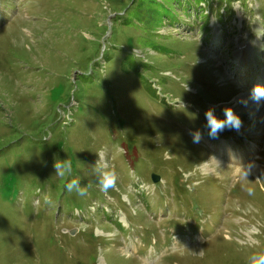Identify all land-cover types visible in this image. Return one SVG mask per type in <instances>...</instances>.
I'll return each instance as SVG.
<instances>
[{"label": "rangeland", "instance_id": "rangeland-1", "mask_svg": "<svg viewBox=\"0 0 264 264\" xmlns=\"http://www.w3.org/2000/svg\"><path fill=\"white\" fill-rule=\"evenodd\" d=\"M254 86L264 0L187 14L160 0H0V264H249L264 252V100L237 98ZM225 109L241 128L210 139L205 114ZM98 167L115 188L100 190Z\"/></svg>", "mask_w": 264, "mask_h": 264}, {"label": "clouds", "instance_id": "clouds-1", "mask_svg": "<svg viewBox=\"0 0 264 264\" xmlns=\"http://www.w3.org/2000/svg\"><path fill=\"white\" fill-rule=\"evenodd\" d=\"M250 97L256 103L264 100V86H254L250 91ZM205 116L206 126L208 128V136L210 139H217L219 133L223 132L225 129L239 131L242 125L241 119L231 109L224 110L223 119H218L211 110L207 111ZM192 140L193 143H199L201 140L200 133H193ZM54 169L55 174L60 177L71 175L72 162L67 159H57L54 163ZM96 171V183L98 184L101 191L107 192L110 188H115L117 176L114 170H104L103 168L98 167ZM247 175V171L243 173L244 177ZM65 189L69 193L75 191V193L79 196H84L86 193V186H82L80 180L78 179H72L70 182L66 183ZM244 190L247 191L249 196L253 194L251 188H246ZM249 264H264V252L251 255L249 257Z\"/></svg>", "mask_w": 264, "mask_h": 264}, {"label": "trees", "instance_id": "trees-1", "mask_svg": "<svg viewBox=\"0 0 264 264\" xmlns=\"http://www.w3.org/2000/svg\"><path fill=\"white\" fill-rule=\"evenodd\" d=\"M235 1L237 0H226L227 4H231ZM210 2L212 3V0H160V3H165L170 8H175L176 6L182 8L185 14H187L190 10L200 12L205 8L209 9ZM201 15L202 12L200 13V16ZM156 16L158 17V13ZM202 19H204V17ZM202 33L205 35L206 39H209L210 35L207 28H204Z\"/></svg>", "mask_w": 264, "mask_h": 264}, {"label": "bare ground", "instance_id": "bare-ground-1", "mask_svg": "<svg viewBox=\"0 0 264 264\" xmlns=\"http://www.w3.org/2000/svg\"><path fill=\"white\" fill-rule=\"evenodd\" d=\"M248 50L246 48L240 49L237 52V59L239 61V63L244 66L247 67L249 64V57H248ZM250 100V94L244 90V92L242 94L239 95V97L237 98V101L240 103H243L245 101H249Z\"/></svg>", "mask_w": 264, "mask_h": 264}, {"label": "water", "instance_id": "water-1", "mask_svg": "<svg viewBox=\"0 0 264 264\" xmlns=\"http://www.w3.org/2000/svg\"><path fill=\"white\" fill-rule=\"evenodd\" d=\"M151 179L153 183H157L159 181V177L155 175H152ZM69 235L73 236L74 232L73 231L69 232Z\"/></svg>", "mask_w": 264, "mask_h": 264}]
</instances>
